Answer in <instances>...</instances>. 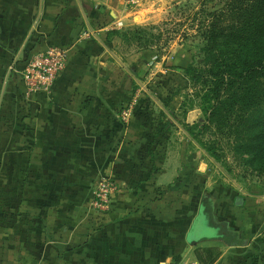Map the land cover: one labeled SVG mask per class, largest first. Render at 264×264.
<instances>
[{
	"label": "crops",
	"instance_id": "0c3cea01",
	"mask_svg": "<svg viewBox=\"0 0 264 264\" xmlns=\"http://www.w3.org/2000/svg\"><path fill=\"white\" fill-rule=\"evenodd\" d=\"M162 12L160 0H0V264H202L198 248L215 252L209 264H264V235L234 219L245 208L229 207L226 228L242 234L225 240L178 169L197 145L164 119V92L173 112L186 79L131 40ZM31 41L29 57L58 44L67 61L50 92L26 98L14 66ZM104 177L117 191L98 211Z\"/></svg>",
	"mask_w": 264,
	"mask_h": 264
},
{
	"label": "trees",
	"instance_id": "16d2710c",
	"mask_svg": "<svg viewBox=\"0 0 264 264\" xmlns=\"http://www.w3.org/2000/svg\"><path fill=\"white\" fill-rule=\"evenodd\" d=\"M201 14L197 30L202 46L182 72L204 121L185 124L184 131L208 157H218L216 144L226 138L234 156L264 171V0H220L218 7L202 8ZM30 43L14 69L26 66L33 48ZM147 89L166 91L162 85ZM164 95L167 105L172 95ZM202 205L206 208L204 200ZM220 228L223 238L232 240L230 231ZM196 255L202 264L216 256L209 248L196 249Z\"/></svg>",
	"mask_w": 264,
	"mask_h": 264
},
{
	"label": "rangeland",
	"instance_id": "374dc122",
	"mask_svg": "<svg viewBox=\"0 0 264 264\" xmlns=\"http://www.w3.org/2000/svg\"><path fill=\"white\" fill-rule=\"evenodd\" d=\"M160 4L163 12L155 15L158 21L137 28L135 35L131 34V40L138 47L137 52L151 54L149 56L155 60L164 57L169 69L178 68L183 74L182 68L173 63L180 62L187 66L198 54L202 46L197 30V23L202 17L201 9L218 7L220 0H160ZM131 50L135 52L133 48ZM144 69H140L139 77L144 75ZM177 90L183 100L173 112L170 109L175 105H165L164 119L174 120L183 130L185 124H191L194 120L203 122L198 100L191 96L193 91L188 80L182 81ZM169 131L174 133V137L177 136L175 127ZM230 143L226 138L219 139L215 148L218 154L216 158H210L198 146L188 144L187 149L194 151L196 156L192 157L189 153V157L184 161L180 158L176 164L186 177L195 176L196 183L203 189L201 201H205L207 210L225 229L227 218L231 221L229 207L234 211L245 208L244 215L234 214V219H239L245 227L242 231L245 233L246 229L247 233L264 235V171H258L234 156ZM199 149L200 154L197 152ZM198 160L202 164L200 171L196 169ZM194 171L195 174H192ZM237 197L242 199V205H235ZM229 231L232 238L241 233L239 229Z\"/></svg>",
	"mask_w": 264,
	"mask_h": 264
},
{
	"label": "built area",
	"instance_id": "2783aa9c",
	"mask_svg": "<svg viewBox=\"0 0 264 264\" xmlns=\"http://www.w3.org/2000/svg\"><path fill=\"white\" fill-rule=\"evenodd\" d=\"M66 61L67 50L58 44H49L31 54L26 66L20 71L26 98L37 92H50ZM116 191L117 184L113 179L101 178L93 189L92 206L98 211L105 209Z\"/></svg>",
	"mask_w": 264,
	"mask_h": 264
},
{
	"label": "water",
	"instance_id": "95a60500",
	"mask_svg": "<svg viewBox=\"0 0 264 264\" xmlns=\"http://www.w3.org/2000/svg\"><path fill=\"white\" fill-rule=\"evenodd\" d=\"M243 203L242 199L240 197H237L235 200V205L239 206Z\"/></svg>",
	"mask_w": 264,
	"mask_h": 264
}]
</instances>
